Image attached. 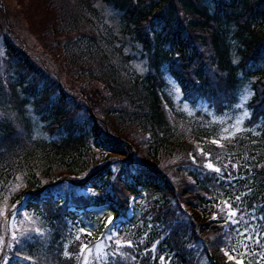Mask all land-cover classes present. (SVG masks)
I'll use <instances>...</instances> for the list:
<instances>
[{"label": "trees", "instance_id": "trees-1", "mask_svg": "<svg viewBox=\"0 0 264 264\" xmlns=\"http://www.w3.org/2000/svg\"><path fill=\"white\" fill-rule=\"evenodd\" d=\"M59 1L48 32L81 67L83 88L3 36L0 264H73L90 243L62 254L73 218L91 207L125 217L130 198L145 206L128 226L156 227L145 236L100 227L97 264H232L224 248L245 213L264 221V0H102L141 46L143 73L94 0ZM166 73L215 114L250 89L244 131L220 139L217 123L181 111Z\"/></svg>", "mask_w": 264, "mask_h": 264}, {"label": "rangeland", "instance_id": "rangeland-1", "mask_svg": "<svg viewBox=\"0 0 264 264\" xmlns=\"http://www.w3.org/2000/svg\"><path fill=\"white\" fill-rule=\"evenodd\" d=\"M59 0H0V53H4L3 36L9 31L15 35L19 44L22 45L21 50L26 51L33 60L45 58L48 63V68L54 72L64 83L65 86H72L78 91L83 88L82 77L75 76V72H79L81 67L75 65L71 60L70 53L65 49L64 41L60 45L56 41L61 38L58 34H49L48 30L54 25L55 16L59 15L57 4ZM94 6L101 11L104 19L103 23L106 27L111 28L124 42V54H128L132 59L130 64L137 73H143L147 65L145 64V56H141V46L133 42L132 38L124 33V26L120 20L119 13L112 9L102 0H94ZM59 22L56 23V26ZM72 38L73 35H70ZM38 39L40 41H38ZM49 41L54 42L53 46H48ZM140 51V52H139ZM165 79L168 84V93L170 94L175 106L189 116H197V113L206 117L209 121L217 123L219 126V136L223 139L235 137L243 132L247 126V118L249 116L248 101L252 95L250 89L245 88L240 95L236 105L228 112L221 114L213 113L207 104L203 101H198L195 104L187 102L183 98V93L178 84L169 74H165ZM88 85V83H87ZM68 89V88H67ZM66 89V90H67ZM71 89V88H70ZM33 119L36 116L32 115ZM35 134L37 136H45L44 131L40 128L41 124L37 123ZM145 206L144 201L137 204L134 212H140L141 207ZM104 207L89 209V213H79L71 221L70 230L63 243L62 254L68 257V251L72 249L74 253L76 249L75 243L85 241L90 237L88 245L82 244L78 249V258L76 255L70 261L73 264H97V256L101 253L104 247V240H100L96 236L100 231V227L110 225L109 231L115 234L119 231L126 233L145 236L150 228L156 227L152 223L141 224L139 226H128L125 220L114 217L109 210H103ZM254 213H245L241 221V227L236 228L235 239L232 243V254L238 257L246 264H264V221L261 218L255 217ZM111 221V222H110ZM133 223V221H131ZM69 228V226H68ZM127 228V229H126ZM139 231V232H138ZM69 240V241H68ZM73 243V245L70 244ZM72 247V248H71ZM75 247V249H74ZM104 257V256H103ZM230 257V256H229ZM68 258H66L67 260ZM65 261V260H64ZM75 261V262H74Z\"/></svg>", "mask_w": 264, "mask_h": 264}, {"label": "snow or ice", "instance_id": "snow-or-ice-1", "mask_svg": "<svg viewBox=\"0 0 264 264\" xmlns=\"http://www.w3.org/2000/svg\"><path fill=\"white\" fill-rule=\"evenodd\" d=\"M210 168L212 167V165L211 164H209L208 165ZM216 171H219V169H216ZM230 215H235V213L234 212H232V213H230ZM111 222V221H110Z\"/></svg>", "mask_w": 264, "mask_h": 264}]
</instances>
